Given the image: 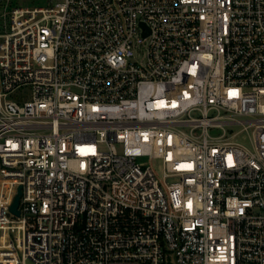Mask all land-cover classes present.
Returning <instances> with one entry per match:
<instances>
[{"label":"built area","instance_id":"built-area-1","mask_svg":"<svg viewBox=\"0 0 264 264\" xmlns=\"http://www.w3.org/2000/svg\"><path fill=\"white\" fill-rule=\"evenodd\" d=\"M26 1L0 0V264H264V0Z\"/></svg>","mask_w":264,"mask_h":264},{"label":"water","instance_id":"water-1","mask_svg":"<svg viewBox=\"0 0 264 264\" xmlns=\"http://www.w3.org/2000/svg\"><path fill=\"white\" fill-rule=\"evenodd\" d=\"M21 195H22V187L20 186L19 192L16 195L15 200H14L12 207H11V209L17 214H20L19 204H20Z\"/></svg>","mask_w":264,"mask_h":264},{"label":"rangeland","instance_id":"rangeland-1","mask_svg":"<svg viewBox=\"0 0 264 264\" xmlns=\"http://www.w3.org/2000/svg\"><path fill=\"white\" fill-rule=\"evenodd\" d=\"M25 3H29V4H32V5H41V4H46L47 1H45V0H28V1H26ZM243 141H247V140H243ZM155 166H156V168H157L159 171L161 170V165H160V163L155 162Z\"/></svg>","mask_w":264,"mask_h":264}]
</instances>
